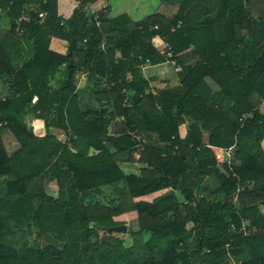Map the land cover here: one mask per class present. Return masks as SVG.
<instances>
[{"label": "trees", "instance_id": "16d2710c", "mask_svg": "<svg viewBox=\"0 0 264 264\" xmlns=\"http://www.w3.org/2000/svg\"><path fill=\"white\" fill-rule=\"evenodd\" d=\"M98 1L0 0V264H264V0H159L177 12L138 21ZM156 36L178 86L146 76L169 64ZM128 213L130 245L108 232Z\"/></svg>", "mask_w": 264, "mask_h": 264}, {"label": "rangeland", "instance_id": "374dc122", "mask_svg": "<svg viewBox=\"0 0 264 264\" xmlns=\"http://www.w3.org/2000/svg\"><path fill=\"white\" fill-rule=\"evenodd\" d=\"M103 1H101V2L99 1L98 4L94 6V9L96 8L95 11L93 9L94 12H97L98 10H100V8H103V6L105 4V0H103ZM72 5H73L72 3L69 4L68 10H70L72 8ZM108 5L111 8V10H110V16L111 17H117L121 14H127L132 20H135V21L141 20L145 16L153 14L156 11H159L161 9V4H159V2L157 0H109ZM162 7L164 8V5ZM171 10H174V8ZM7 28H8L7 21L2 20V29L1 30L4 32V30H6ZM168 67L171 69V72H173V68L171 67L170 64L164 65L163 68L167 69ZM61 70L62 71L59 72L55 76V79L52 81V85H55L56 82L58 80H61V78L64 76V70L65 69L63 68ZM86 81H87L86 77L81 76L79 78V87L80 88L86 87L88 85V83ZM261 111L264 113V105L261 107ZM35 126H37V125H35ZM117 126L118 125L116 124V127L113 126L112 129L116 130ZM184 128L185 127L183 126L181 129L184 130ZM114 130H113V132H114ZM50 133L52 135H55L58 139H60L62 141H64V139H65L62 137V135L60 134V131H58V130L52 129L50 131ZM37 134L40 136H44L46 134V130L44 129V125L40 131L37 130ZM4 143H5L6 149H7L9 154L14 153L19 148L17 142L15 141L14 137L10 133H6L4 135ZM262 145L264 146L263 142H262ZM220 160H222V159H220ZM139 167L140 166L136 165V166H127L125 168H126V171L139 173L138 172ZM46 190H47L48 194H51V195L57 194V186L55 185V183L48 184ZM163 193H165V192H160V193H156V194H153L150 196H146V197L141 198L139 200H145V201L151 202L155 197H157L158 195L163 194ZM262 211H264V209ZM136 219H137V213H128V214H125V215H122V216L116 218V220L118 222L124 223V226L127 227V230L130 227L137 228ZM127 230H126V232H127ZM119 236L126 241L127 245L131 244L130 240L127 237V233L126 234H120Z\"/></svg>", "mask_w": 264, "mask_h": 264}, {"label": "crops", "instance_id": "0c3cea01", "mask_svg": "<svg viewBox=\"0 0 264 264\" xmlns=\"http://www.w3.org/2000/svg\"><path fill=\"white\" fill-rule=\"evenodd\" d=\"M99 1L101 2L103 0H99ZM108 1L105 0V4L103 7L108 5ZM157 1L159 2V0H157ZM69 2H70V0H59V11L61 14H67L66 16H69L72 13V11L75 7V4H73L72 8L70 10H68V6L70 4ZM98 2L96 4H94V6L97 5ZM159 4H161V9L159 11H156V12L162 13V14L167 15V16L175 14L178 10L177 7H174V6L173 7L172 6H166L160 2H159ZM163 5H164V8L162 7ZM94 6L92 7V10L94 9ZM173 8H174V10H171ZM95 9H94V11H95ZM101 9L102 8H100V10ZM0 18H1V15H0ZM2 20L6 21L7 19L2 17ZM51 49L56 51V52H59V53H65L66 43L53 39L51 42ZM164 65H167V64H163L160 66H148L146 69L145 73H146V76L151 81L150 83H151V87L153 90H155V88H161L162 86H165L166 83L169 84V86H171V87L178 86V84H179V81L176 77L175 71L173 70V72H171V69L169 67L167 69L166 68L164 69L163 68ZM35 125H37V126H35ZM34 127L38 131H40L41 128H43V123L41 121H38V120L34 121ZM185 135H186V127L184 128V130L181 129V136L185 137ZM263 143H264V141H263Z\"/></svg>", "mask_w": 264, "mask_h": 264}, {"label": "built area", "instance_id": "2783aa9c", "mask_svg": "<svg viewBox=\"0 0 264 264\" xmlns=\"http://www.w3.org/2000/svg\"><path fill=\"white\" fill-rule=\"evenodd\" d=\"M78 1H79V4H80V2L82 0H78ZM92 7L93 6H91V5L83 6L84 10H86V11L91 10ZM41 16H43V15H41ZM152 46L158 53H160V54H162V55H164L166 57V59L168 60V63L171 64L173 67H175V70L177 72L180 71L181 67H180V65L177 64L176 60L174 59V54H173L169 44L164 39H162L159 36L154 37L152 39ZM243 117H244V119L251 118V117H253V114H246ZM219 152L221 153V151H219ZM135 157L137 159L140 158V151L135 153ZM220 159H223V154H220Z\"/></svg>", "mask_w": 264, "mask_h": 264}, {"label": "water", "instance_id": "95a60500", "mask_svg": "<svg viewBox=\"0 0 264 264\" xmlns=\"http://www.w3.org/2000/svg\"><path fill=\"white\" fill-rule=\"evenodd\" d=\"M126 230H127V227L122 225V226H118V227H114V228H110L108 229V232L109 233H112V232H119V233H126Z\"/></svg>", "mask_w": 264, "mask_h": 264}]
</instances>
